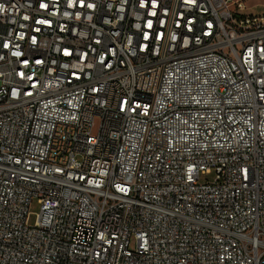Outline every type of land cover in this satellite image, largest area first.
I'll return each mask as SVG.
<instances>
[{"label": "built area", "instance_id": "2783aa9c", "mask_svg": "<svg viewBox=\"0 0 264 264\" xmlns=\"http://www.w3.org/2000/svg\"><path fill=\"white\" fill-rule=\"evenodd\" d=\"M245 10L0 0V264H264V15Z\"/></svg>", "mask_w": 264, "mask_h": 264}, {"label": "rangeland", "instance_id": "374dc122", "mask_svg": "<svg viewBox=\"0 0 264 264\" xmlns=\"http://www.w3.org/2000/svg\"><path fill=\"white\" fill-rule=\"evenodd\" d=\"M244 3L246 10V14L252 15H264V0H242ZM214 178V174H210L208 176H201V180L208 179L212 181ZM40 212V204L37 199L31 205L30 208V218L29 221L33 225L37 221L38 213Z\"/></svg>", "mask_w": 264, "mask_h": 264}]
</instances>
